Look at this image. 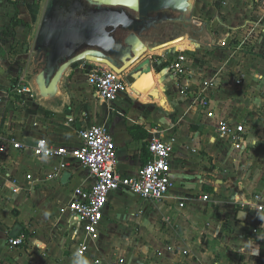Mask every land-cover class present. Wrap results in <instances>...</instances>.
Returning a JSON list of instances; mask_svg holds the SVG:
<instances>
[{"label":"crops","instance_id":"1","mask_svg":"<svg viewBox=\"0 0 264 264\" xmlns=\"http://www.w3.org/2000/svg\"><path fill=\"white\" fill-rule=\"evenodd\" d=\"M30 4L0 0V126L29 147L23 153L0 152V203L10 201L14 210L10 216L0 211V264H78L77 246L87 239L70 211L61 209L76 189H89L94 179L76 160L37 158L30 147L44 138L77 149L80 132L91 126L112 135L118 171L127 177L137 176L147 161L153 132H163L172 146L173 187L161 203L128 191L112 193L99 240H87L86 264L93 259L101 264H264V211L257 209L264 206V48L251 55L234 53L233 46L211 49L203 43L211 40L206 25L178 24L151 47L179 37L184 41L148 51L124 74L129 90L114 100L97 95L85 62L66 72L58 97L44 100L29 73L19 74L15 53L36 38L34 25L43 11ZM201 8L196 0L198 17ZM231 13L225 21L219 15L221 40L238 28ZM17 20L25 25L16 26ZM178 55L187 57L189 69L180 82L168 70ZM145 61L151 72L133 75ZM23 77L32 93L20 96L16 88ZM203 89L213 118L194 104L195 93ZM220 120L245 123L243 142L222 139ZM256 195L262 200L254 202ZM16 237H23L24 245L10 247L9 239Z\"/></svg>","mask_w":264,"mask_h":264},{"label":"built area","instance_id":"2","mask_svg":"<svg viewBox=\"0 0 264 264\" xmlns=\"http://www.w3.org/2000/svg\"><path fill=\"white\" fill-rule=\"evenodd\" d=\"M238 36L239 31L234 30L217 45L222 49L233 46L234 53H236L245 44V41L239 39ZM239 40L241 42L238 44ZM187 63L188 59L185 55H178L168 66L171 75L176 77L179 82L188 77ZM83 68L87 72L90 85L94 87L101 99L114 100L129 90L125 75L113 71L106 65L85 62ZM237 84H240V81ZM180 89L184 94L185 89ZM16 92L20 96L32 93L25 77L21 78ZM194 104L205 110L209 118L214 117L213 113L209 111L210 103L206 96V89L195 93ZM217 130L222 139L234 145L242 143L244 136L248 134V127L245 123L233 124L225 120L218 121ZM9 148L23 153L29 147L17 141L14 135L0 126V152L5 154ZM147 149L148 159L137 176L127 177L118 171L117 146L112 135L104 127L91 126L81 131L80 146L77 149L71 150L44 138L37 140L30 147L33 155L37 158L56 157L62 161L73 159L89 171L94 179V185L89 189H76L73 199L66 208L61 209V212L70 211L78 224L77 227L91 242L99 240L100 225L104 219L109 196L112 193L128 191L153 203H161L170 195L173 187L171 178L172 146L163 138V132L155 131L147 142ZM62 166L64 167L65 163ZM203 200L207 201L208 197H204ZM261 200L260 195L254 197V202ZM257 209L259 212H263L264 206L258 205ZM87 240L80 241L77 246L75 257L78 259V264H84L91 252L90 243ZM24 243L23 237L9 239V245L13 248L20 247ZM93 263L101 264V260L93 259Z\"/></svg>","mask_w":264,"mask_h":264},{"label":"water","instance_id":"3","mask_svg":"<svg viewBox=\"0 0 264 264\" xmlns=\"http://www.w3.org/2000/svg\"><path fill=\"white\" fill-rule=\"evenodd\" d=\"M194 8L195 0H48L31 56L33 86L44 100L58 97L64 75L80 62L125 74L148 51L183 42L151 47L176 25L191 26ZM150 72L145 61L133 75Z\"/></svg>","mask_w":264,"mask_h":264},{"label":"rangeland","instance_id":"4","mask_svg":"<svg viewBox=\"0 0 264 264\" xmlns=\"http://www.w3.org/2000/svg\"><path fill=\"white\" fill-rule=\"evenodd\" d=\"M34 2V4L30 5H35L34 9L36 7H39L41 9V18L38 23H36L37 18H35V21L32 19L33 24H35V29L36 31L39 28L42 16L44 14L46 5L48 0H31ZM199 3L202 5L203 8H201V13L200 16L198 17L197 14L194 11L193 13V20L192 23H198L203 26L208 27V37L211 39L209 40V43H205L211 47V49H214L216 47H219L217 44L221 40L219 37V27H220V18L219 15L221 16V21H225V17H227L228 13L235 12L234 14H230L231 16L235 15V18L237 21V27L235 29H231L228 31V33H232V31H239V39L245 41V44L243 45V48L239 51L240 53H244L247 55L254 54V51L257 49H262L264 48V43L261 44V42H264V0H198ZM196 3V0H195ZM43 4V5H42ZM41 6V7H40ZM43 6V7H42ZM201 7V6H199ZM200 9V8H198ZM37 17V16H36ZM195 23L196 27L197 24ZM211 25V26H210ZM210 26V27H209ZM196 30V29H195ZM215 35H218V40L215 42L216 37ZM36 36V35H35ZM213 39V40H212ZM35 40V37H34ZM34 40H31V43L28 45L29 47H21L20 45L18 47H21L15 51L20 65L19 69L20 72L19 74L23 73H29L31 76V54L33 53L32 51V43H34ZM239 40L238 44L241 42ZM220 48V47H219ZM257 53V52H256ZM30 65V66H29ZM5 170L3 169V172ZM9 198H7V201ZM9 202V203H8ZM4 203H0V211L1 213L5 214L6 211L8 212L7 214L10 213L11 215L14 213V210H12V206L10 205V201ZM9 243V242H8Z\"/></svg>","mask_w":264,"mask_h":264},{"label":"trees","instance_id":"5","mask_svg":"<svg viewBox=\"0 0 264 264\" xmlns=\"http://www.w3.org/2000/svg\"><path fill=\"white\" fill-rule=\"evenodd\" d=\"M16 26H20V25H25L24 24V22H22L21 20H17L15 23H14ZM29 237V236H31V234L30 233H27L26 234V237Z\"/></svg>","mask_w":264,"mask_h":264},{"label":"clouds","instance_id":"6","mask_svg":"<svg viewBox=\"0 0 264 264\" xmlns=\"http://www.w3.org/2000/svg\"><path fill=\"white\" fill-rule=\"evenodd\" d=\"M84 264H86V262H84Z\"/></svg>","mask_w":264,"mask_h":264}]
</instances>
